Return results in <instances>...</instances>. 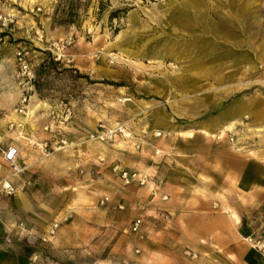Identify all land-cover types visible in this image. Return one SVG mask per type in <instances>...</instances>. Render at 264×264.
Here are the masks:
<instances>
[{"label": "rangeland", "instance_id": "374dc122", "mask_svg": "<svg viewBox=\"0 0 264 264\" xmlns=\"http://www.w3.org/2000/svg\"><path fill=\"white\" fill-rule=\"evenodd\" d=\"M72 3L0 0V181L18 189L0 192V246L25 264H240L202 235L215 213L220 239L264 264V216L217 175L264 144V125L248 113L195 129L241 102L264 114V0H80L69 23ZM62 138L75 146L54 150ZM125 169L146 182L125 184Z\"/></svg>", "mask_w": 264, "mask_h": 264}, {"label": "crops", "instance_id": "0c3cea01", "mask_svg": "<svg viewBox=\"0 0 264 264\" xmlns=\"http://www.w3.org/2000/svg\"><path fill=\"white\" fill-rule=\"evenodd\" d=\"M255 109V106L253 105V102H241L237 103L236 105H233V108L228 110L225 115H223L221 118L224 122L221 126L216 128L217 130H209L214 125L217 124V122L220 123V120L213 119L210 123H208V120H202L198 123L195 129L202 130L204 134L215 136L214 133L217 131H223V128L225 129H232L234 127L235 122H243L241 119L245 115L254 114L251 120V124H254V126L258 127V125H264V114H258ZM249 113V114H248ZM241 117V118H240ZM212 124V126H210ZM211 127V128H209ZM192 134V133H191ZM249 151H251L252 155L245 156V157H239V160H241L238 165H234L230 167V164H223L220 163V167L218 166L217 175H228L230 179L235 181V191L238 193L240 198H242V201L239 203L240 207L244 205L245 207L255 208L256 209V215L254 222H257L258 220L262 219L264 216V144L260 142V140H257L254 142H249L248 144ZM187 161V160H186ZM220 168V170H219ZM222 168V169H221ZM202 171H204L202 169ZM206 172L209 173L210 171L206 169ZM171 175V174H170ZM223 189V188H219ZM223 194L224 193H218ZM217 202L208 203L203 200L202 206H203V212H208L211 205L214 203L218 206H225L226 203L222 200L221 197H217ZM243 204V205H242ZM232 210H234L238 215L243 214V210H240V207L236 203L233 205L230 204ZM261 207V208H260ZM260 210H257L259 209ZM209 214V213H208ZM201 215L202 225L203 227L207 224L211 223V226H207L208 229L205 230L202 228V235L204 233L209 234L216 231V236L208 237V240H216V244L219 246L224 247L226 249V253H228L227 256H232V262H238L240 264H250L251 257L256 255L248 245V243L241 241H238L239 239H229L228 241H224L221 238V235L223 234L224 228L220 225L214 224L215 221H219L221 218L220 215L215 213H210L211 215ZM244 215V214H243ZM197 216V215H195ZM241 220V219H240ZM243 222V221H242ZM249 226V224H247ZM238 228L242 229V232L245 229L244 226L238 225ZM241 236H243L241 233H239ZM246 236V234H245ZM228 248H225V247ZM26 259L24 256L18 253L9 252L2 248L0 246V264H25ZM252 264V261H251ZM263 264V263H261Z\"/></svg>", "mask_w": 264, "mask_h": 264}, {"label": "built area", "instance_id": "2783aa9c", "mask_svg": "<svg viewBox=\"0 0 264 264\" xmlns=\"http://www.w3.org/2000/svg\"><path fill=\"white\" fill-rule=\"evenodd\" d=\"M27 65H24V69L26 70ZM26 101V96L24 97L22 104L19 106V110L23 111L25 108V105L23 104ZM47 128V127H46ZM75 142L71 141L66 138H62L59 141H57V146L53 147L54 150H61L66 147H74ZM45 148H47L48 144L44 143ZM4 161L11 169V174L13 176H17L20 173H22L25 170V166L20 162V151L16 146H9L5 153H4ZM121 177L125 184H131L135 181L139 183H145L147 176L138 173L137 171H131V170H122L121 171ZM17 185L12 182L9 179H4L0 181V192L5 193L7 195H13L17 192ZM142 220L140 218L136 219L133 223V229L138 230L140 228ZM19 229L26 230V225L24 221L19 222ZM254 242V247L258 248L259 250H262L264 252V237H260Z\"/></svg>", "mask_w": 264, "mask_h": 264}, {"label": "trees", "instance_id": "16d2710c", "mask_svg": "<svg viewBox=\"0 0 264 264\" xmlns=\"http://www.w3.org/2000/svg\"><path fill=\"white\" fill-rule=\"evenodd\" d=\"M73 2H75V3H72L70 6V8H71V10H70V12H69V15H68V18H66L64 21H67V22H69V23H73V22H75V17L74 16H76V14L77 13H75V11H76V9L74 8V7H76L75 5H76V2L79 4L80 3V0H72Z\"/></svg>", "mask_w": 264, "mask_h": 264}, {"label": "bare ground", "instance_id": "6f19581e", "mask_svg": "<svg viewBox=\"0 0 264 264\" xmlns=\"http://www.w3.org/2000/svg\"><path fill=\"white\" fill-rule=\"evenodd\" d=\"M28 113V112H27ZM31 116L29 115V118H30ZM189 134V133H188ZM190 135H191V133H190Z\"/></svg>", "mask_w": 264, "mask_h": 264}]
</instances>
